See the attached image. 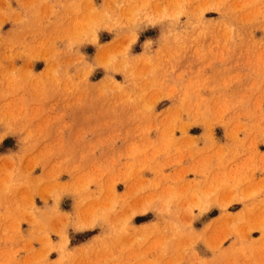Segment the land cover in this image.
<instances>
[{"label": "rangeland", "instance_id": "rangeland-1", "mask_svg": "<svg viewBox=\"0 0 264 264\" xmlns=\"http://www.w3.org/2000/svg\"><path fill=\"white\" fill-rule=\"evenodd\" d=\"M0 264H264V0H0Z\"/></svg>", "mask_w": 264, "mask_h": 264}, {"label": "crops", "instance_id": "crops-1", "mask_svg": "<svg viewBox=\"0 0 264 264\" xmlns=\"http://www.w3.org/2000/svg\"><path fill=\"white\" fill-rule=\"evenodd\" d=\"M5 138L9 139V137H5ZM7 146H8V148L6 150H4L5 151L4 153L12 152L14 150L13 145L8 144ZM36 202L38 204L37 206H39L40 209H46L48 206H51V204H52L51 198H48L46 202H44V201L41 202V201H39V199H36ZM141 214L146 215V213H143V212ZM141 214H138V213L134 214L130 218V224L129 225L131 226V231L136 230L139 227H140V230H143L146 227L152 226L153 222H152V219L150 217H143V218L141 217L139 220L135 219V217L137 218ZM97 225L100 228L96 229V230L93 226H86V227L84 226V227H78L77 228V225H75V227L72 226L73 228L67 229L69 232H73L74 234H77V235H79V233H81V232H84L85 230H89V229L93 230L92 232H89L87 234L86 233L83 234L81 236V238L76 239L75 244L73 246L87 245V244L93 242L97 237H104L110 241L112 239L116 240L117 237H121V236H117V234L105 236L104 234L107 232L104 229L105 225L104 224H100V225L97 224ZM69 227H71V226H69ZM91 227H93V228H91ZM26 228H28V227L26 226ZM26 228H25V231L27 230ZM119 235H122V234H119Z\"/></svg>", "mask_w": 264, "mask_h": 264}, {"label": "bare ground", "instance_id": "bare-ground-1", "mask_svg": "<svg viewBox=\"0 0 264 264\" xmlns=\"http://www.w3.org/2000/svg\"><path fill=\"white\" fill-rule=\"evenodd\" d=\"M100 50V49H99ZM100 52V51H99Z\"/></svg>", "mask_w": 264, "mask_h": 264}]
</instances>
